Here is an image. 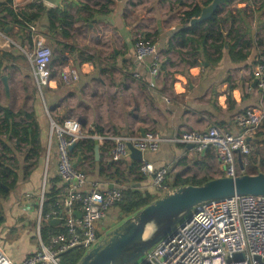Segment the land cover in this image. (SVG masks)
Returning a JSON list of instances; mask_svg holds the SVG:
<instances>
[{"label":"crops","instance_id":"0c3cea01","mask_svg":"<svg viewBox=\"0 0 264 264\" xmlns=\"http://www.w3.org/2000/svg\"><path fill=\"white\" fill-rule=\"evenodd\" d=\"M97 1L94 5L85 0L64 4L62 11L72 17V25L61 26L59 29L69 35L67 38L59 34L53 37L48 32L51 18L47 12L40 13L42 30L36 28L37 34H34L39 42L49 43L58 54L56 42L68 45L87 52L95 61L81 64L77 57L71 59L64 55L60 59L57 56L51 89L43 88L44 104H30L23 108L19 106L17 110L9 102L11 75L20 71L19 62L3 70V77L8 79L7 92L3 77H0L2 88L8 94V101H0V108H9L15 114L23 112L34 115L39 124L41 145L47 147L48 155L46 167L42 162L43 157L38 161L35 157L32 159L34 168L27 171L29 175L26 178L24 168H29L32 160L24 162L23 158L29 146L21 144L19 150L6 155L14 168L18 169V183L13 190L5 188L7 196L0 195V218H3L0 221V248L14 264H21L38 251V207L42 193L46 189L47 179L60 178L56 143L50 145L49 139L50 117L59 123L74 117L82 125V140L92 141L94 148L95 142H99V159L95 158L94 149L93 154L87 153L88 159L80 161L77 167L86 176V189L98 183L101 190L122 186L124 189L132 187L155 194L151 177L139 173L140 176L136 177L133 173L140 163L130 159L115 164L110 162L112 143L106 141V137L142 136L153 130L167 140L157 152H145L143 160L152 164L156 170L168 169L166 182L173 191L175 189L171 187L178 179L213 180L224 177V167L214 151L196 154L187 147L182 148V145L173 143V140L183 132H206L213 126L237 135L241 132L235 121L238 115L249 109L264 113V90L258 87L254 74L256 62L264 60V0H249L240 4L239 0H235L220 8L226 10L233 4L235 9L248 11L255 19L248 22L242 16V21L234 26L230 23L225 25V41L217 44V47L221 46L220 52L212 48L211 41L200 37V27L207 21L192 24L184 17L192 7H206L208 0ZM32 3L31 0H13V8L25 9ZM83 4L93 10L88 20H85L88 14L80 9ZM44 5L46 9H55ZM237 10L227 11L238 16ZM56 15L60 16L59 13ZM81 21L85 28L76 34L74 29L77 28V22ZM43 27L46 28L45 32ZM2 34L0 49L21 56V53L15 52L14 46H18L22 52L24 49L15 40ZM259 34L263 36L262 39ZM136 36L150 40L157 47L161 74L154 82V87L151 86L153 80L150 76L154 57L143 61L136 59ZM25 50L29 51L28 45ZM242 56L246 57L244 61L240 60ZM68 69H76L79 80L65 87L60 75ZM17 121L27 123L23 117ZM260 131L261 127L257 134ZM257 134L252 138L254 150L257 152L260 149L256 156L264 160L260 153L264 143L255 147ZM2 138L7 139L6 136ZM114 170H118L121 176L113 175ZM64 186L62 181L57 185L58 188ZM116 214L111 211L110 217H118L117 222L118 219H125L121 214Z\"/></svg>","mask_w":264,"mask_h":264},{"label":"built area","instance_id":"2783aa9c","mask_svg":"<svg viewBox=\"0 0 264 264\" xmlns=\"http://www.w3.org/2000/svg\"><path fill=\"white\" fill-rule=\"evenodd\" d=\"M29 30L37 34L36 28L30 27ZM0 36H3L1 32ZM135 42L138 61L154 57L150 69L153 80L151 86L154 87V82L161 74L157 47L141 36H136ZM30 51L23 50L32 63L37 85L51 89L52 50L41 42H35ZM254 74L258 87L264 90V64L257 65ZM135 77L139 78L138 75ZM60 80L63 86H71L79 80V73L76 69H68L61 73ZM47 114L50 115L49 112ZM50 118V145L56 143L58 174L66 190L62 200L44 217L42 193L38 207L40 247L21 264H61L64 253L75 248L85 252L91 250L107 233L124 222L121 219L117 222L116 217H110L111 210L123 201L124 188L113 186L101 190L100 185L95 183L86 189L88 182L85 174L74 167L70 149L83 139L81 123L76 119L59 123ZM235 121L241 131L237 135L213 126L206 132H183L172 142L186 147L192 145L196 154L214 151L224 167L223 176L236 178L248 173V158L254 150L252 138L264 121V113L249 109L238 115ZM105 140L112 143L110 162L114 164L127 157L128 143L145 154L157 152L161 144L167 141L153 130L144 136H109ZM139 168L142 175L152 178L158 196L163 197L172 192L166 183L167 168L156 170L144 160ZM77 213L81 218L77 217ZM43 219L47 222L59 220L58 225L64 228V232L49 236L48 241L44 242L41 237ZM0 264H14L1 248ZM137 264H264V197L235 196L197 205L171 234L155 245Z\"/></svg>","mask_w":264,"mask_h":264},{"label":"trees","instance_id":"16d2710c","mask_svg":"<svg viewBox=\"0 0 264 264\" xmlns=\"http://www.w3.org/2000/svg\"><path fill=\"white\" fill-rule=\"evenodd\" d=\"M212 1L213 0H208L206 5L209 6ZM234 1L235 0H226V4L229 5ZM247 2H249V0H239L238 4ZM80 9L81 11H84L88 14V17L85 19L88 20L91 17L93 10L89 8L87 4L81 5ZM46 12L51 18L50 23L48 24V32H50L55 38L57 34L67 38L69 35L65 31L60 30L59 27H70L72 25V17L67 12L62 10L46 9L43 3H39L37 1L27 5L25 9H14L13 0H0V32L4 33L8 38L15 40L22 49L25 50V46L28 45L29 50H32L34 48V43L39 41L29 29L30 27H35L41 31L42 29L40 24L42 20V14L40 13ZM244 12L246 11L237 10V16L234 15V12L232 11H224L219 9L211 19L201 25L200 37L206 41H211L212 48L220 52L221 46L217 47V44L224 40L225 25L230 23L232 26H234L238 21H242V14ZM56 13H59L60 16H57ZM200 15L201 6L197 5L192 7L190 11H187L184 14V17L186 21L191 22L193 19L199 18ZM57 23L58 26H56ZM7 28H10V30L5 33ZM45 31L46 28L43 27V32ZM56 44L60 54V59H62V56L67 55L71 59L77 57V61H79L81 64L95 63L94 59L85 51H81L73 47L70 48V46L62 43L56 42ZM25 59L27 60L23 53L21 56H15L12 51L6 52L0 49V77H3L4 75L3 70L12 68L13 65H16L19 61H24ZM245 59V56L240 57L241 61H244ZM259 64H264V60L256 62V66ZM228 100H230V98ZM0 111L2 112V115L0 116V145L2 147L0 151V195L7 196L8 193L5 191V188L13 190L18 183V169L14 168V164L8 160L6 155L14 152L15 150H19L21 148L20 145L25 143L29 146V151L23 158L25 160L24 162L32 160L34 157L36 158V161H38L41 157L46 155L47 147L44 144L43 146L41 145L39 124L34 115L23 112L15 114L6 107H1ZM19 117L26 118L27 123H24L23 121L18 122L17 119ZM262 129L263 132H259L257 134L255 147H259L260 143H264V121L261 125V131ZM3 136H6L7 139H3ZM13 139H15V141H13ZM182 148H186V146H182ZM94 149L95 148L92 141L80 140L78 143H76L75 149L71 152L73 160L75 162H77L79 158L81 161L87 160V153L93 154ZM257 154L258 151L255 153L254 158H251L252 155L248 158L249 165L251 164L254 168L264 166V160H261L258 156H256ZM28 166L29 168H24L25 178L29 175L27 171L30 168H34V163H31ZM139 167L137 171L133 172L136 177L142 175L139 172ZM77 169L80 170L79 168ZM80 171L82 172V170ZM101 174L103 175V171ZM113 175L116 177L121 176L118 170H114ZM211 180L212 179L209 178L202 180L178 179L175 185L171 188L177 189L189 185L201 186ZM60 181V178L53 180L47 179L46 189L44 191L43 197V217L52 208H54L58 201L62 200L65 195L66 187H57ZM160 198L161 197L158 196L156 192L155 194L145 191L142 192L132 187H127L123 189V201L118 204L116 208L119 209L118 213L125 217V219H123V221H125ZM0 221H3V218H0ZM62 232H64L63 227L61 228L60 225H50L49 222L43 219L41 229V237L43 240L46 241L49 239V236L59 235ZM85 253L86 252L84 250L79 248L72 249L61 256V264H77L85 255Z\"/></svg>","mask_w":264,"mask_h":264},{"label":"water","instance_id":"95a60500","mask_svg":"<svg viewBox=\"0 0 264 264\" xmlns=\"http://www.w3.org/2000/svg\"><path fill=\"white\" fill-rule=\"evenodd\" d=\"M36 1L59 10H62L67 2L77 3L76 0ZM225 3L226 0H213L209 6L201 9L200 17L193 19L192 24L208 21ZM9 29L7 28L5 33ZM2 81L7 92V77H3ZM75 147L76 145H73L70 150L73 151ZM187 148L193 150L192 145H188ZM127 149L128 155L125 159L138 163L143 161L144 153L132 143H128ZM95 158L99 159L98 141L95 142ZM80 161L79 158L74 164L75 168ZM241 170L244 171L243 166ZM235 196L264 197V173L256 175L245 173L236 178L213 179L201 186L189 185L177 188L107 233L77 264H137L155 245L171 234L194 207L208 201ZM77 217L81 218V215L77 214ZM49 224L58 225L59 220H53Z\"/></svg>","mask_w":264,"mask_h":264},{"label":"rangeland","instance_id":"374dc122","mask_svg":"<svg viewBox=\"0 0 264 264\" xmlns=\"http://www.w3.org/2000/svg\"><path fill=\"white\" fill-rule=\"evenodd\" d=\"M85 1L87 3H90L91 5H94L96 2H98L97 0L96 1L95 0H85ZM234 4H236V2ZM232 5L230 7H228L226 10L224 9V11H227V10L235 11V10H237V8L235 9L234 6H232ZM240 8L246 9L244 7H240ZM242 16L245 19H248L249 20L248 22H250V21L253 22V20H255V19H253L251 17L252 15L248 11L244 12L242 14ZM76 26H77V28L74 29V32L76 34L79 32V30H82V29L85 28L82 21L81 22H77ZM259 36H260V39H262L263 36L260 35V34H259ZM43 44L47 45L53 52V62H52L53 69H52V66H51V71H52V73L53 72L56 73L55 67L57 65L55 63L56 62L55 58L57 56L60 57V55L57 53V51L54 49V47L52 45H50L49 43L45 42ZM14 47H15V52L16 53H19V54L23 53L22 50L19 49L18 46L17 47L14 46ZM28 52H31V51L29 50ZM18 64H20V67H21L20 71L14 72L11 75V87H10V100H9V102L11 104H13L14 107H16L17 110H18L19 106H21V108H23V107L30 106V104H44V101H43V87L40 88L37 85V82H36V80L34 78V75H33L32 63L28 59L27 60L25 59L24 61H19ZM2 87H3V83H2V81L0 79V101L1 102H5L7 100V95L8 94H6L4 88H2ZM26 89H28L29 92H27ZM23 90L24 91L26 90L25 93L23 92ZM69 119H75V118L74 117H70V118H68L66 120H69ZM255 150L253 151L251 158H254V155L256 153ZM258 150H260V149H258ZM260 153H261V157L263 158L264 157V148H261ZM47 159H48V155L46 154L43 157V159H42L44 167L47 166V162H48ZM33 161L34 160H32L31 163ZM258 171H261L260 173H262V172L264 173V166H260V167L254 168L251 164L249 165L248 174L256 175V174H258ZM43 184H44V179H43ZM111 211H115L117 213L116 215L117 216L119 215V213H118L119 209L118 208L115 207Z\"/></svg>","mask_w":264,"mask_h":264}]
</instances>
